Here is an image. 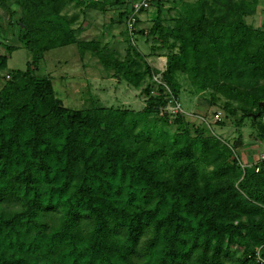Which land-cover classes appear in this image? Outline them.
Wrapping results in <instances>:
<instances>
[{
	"label": "trees",
	"instance_id": "16d2710c",
	"mask_svg": "<svg viewBox=\"0 0 264 264\" xmlns=\"http://www.w3.org/2000/svg\"><path fill=\"white\" fill-rule=\"evenodd\" d=\"M14 1L33 56L0 74V264H264V167L241 165L242 141L205 134L182 114L172 134L156 128L167 99L151 82L141 110L65 106L51 79L34 74L52 48L91 51L135 87L157 69L132 46L119 58L78 38L76 16L62 13L74 3L104 10L107 0ZM110 1L126 4L123 20L129 0ZM183 5L173 25L156 15L147 32L155 53L166 50L163 81L179 99L183 72L209 103L223 97L228 114L259 113L251 120L264 138V25L245 21L256 0ZM15 49L0 42V71Z\"/></svg>",
	"mask_w": 264,
	"mask_h": 264
},
{
	"label": "rangeland",
	"instance_id": "374dc122",
	"mask_svg": "<svg viewBox=\"0 0 264 264\" xmlns=\"http://www.w3.org/2000/svg\"><path fill=\"white\" fill-rule=\"evenodd\" d=\"M186 2L195 3L196 0H152L149 7L138 14L137 29H142L144 32L136 33L133 38L128 36L124 18L121 20L119 16L121 11L127 9L125 3L111 6V1L107 0L104 2L107 6L104 10L87 8L85 5L76 3L69 4L63 9V14L76 16L73 26L78 31V38L95 40L99 45H106L108 50H113L119 58L126 57L129 46L145 56L149 66L157 69V72L152 74V78L145 79L140 87L133 86L121 74L105 68L91 51H87L81 58L74 44L46 51L34 74L37 77L51 79L56 96L65 106L71 108L103 106L141 110L147 98L142 92L143 86L151 82L157 94L159 86L153 76L161 74L166 67V50L156 49L155 53L154 48L157 47V43L147 32L156 15H160L165 25H173L174 18L181 14L183 3ZM20 13L21 10L14 0H0V42L16 47L8 57L6 68L0 71L1 75L6 74V78L9 77L8 73L25 69L27 62L31 61L33 56L31 50L18 38L17 19ZM245 21L253 27L264 25V0H256L254 13L247 16ZM175 79L179 87V100L182 108L190 113L183 114L186 121L191 125H198L199 121H196L193 114L204 115L210 121L207 125L200 124L206 127L205 134L217 136L232 146L239 138L242 144L235 148V152L240 162L247 164L255 161L260 154L264 153V138L259 135L260 128L252 123L253 113H249V116L242 119L240 111H237L235 115H230L223 105L225 100L223 97L211 104L209 103L210 92L196 90L185 73L178 72ZM3 83L4 79L0 77V88ZM233 103L236 105L235 102ZM217 111L221 112L220 118L222 117L218 121L223 124L211 121L212 114ZM157 115V120L159 117L166 118L167 123L164 124L162 120L154 119L156 128L172 134L177 128V124L173 122L176 115L165 111L164 107L158 110ZM258 121L264 124V116Z\"/></svg>",
	"mask_w": 264,
	"mask_h": 264
},
{
	"label": "built area",
	"instance_id": "2783aa9c",
	"mask_svg": "<svg viewBox=\"0 0 264 264\" xmlns=\"http://www.w3.org/2000/svg\"><path fill=\"white\" fill-rule=\"evenodd\" d=\"M150 3H151V0H129L130 6H129L127 14L125 15L124 23H125V30L130 38H133V36L135 35L137 19L139 18L138 14L146 10L149 7ZM153 79L158 86H161L164 89L166 93L167 102L164 106L165 111L173 115L190 114V113H187L182 108L180 100L173 95L168 85L163 81L162 75L160 73L156 76L154 75ZM151 94L155 95L156 91L152 90ZM193 115H195V119L196 121H199V124L205 123L207 125L210 122L208 118L204 115H198V114L197 115L193 114ZM212 116L213 118L211 119V121H214V122L222 118V117L220 118L221 116L220 111L213 113ZM258 159L260 160V163L264 167V153L260 154L258 156ZM240 163L242 166L246 165V163H243V162H240ZM260 168L261 166L258 165L256 167V171H258Z\"/></svg>",
	"mask_w": 264,
	"mask_h": 264
},
{
	"label": "water",
	"instance_id": "95a60500",
	"mask_svg": "<svg viewBox=\"0 0 264 264\" xmlns=\"http://www.w3.org/2000/svg\"><path fill=\"white\" fill-rule=\"evenodd\" d=\"M261 104H263V103H261ZM258 114H259V113H257V114H252V117L255 119V118L257 117Z\"/></svg>",
	"mask_w": 264,
	"mask_h": 264
}]
</instances>
